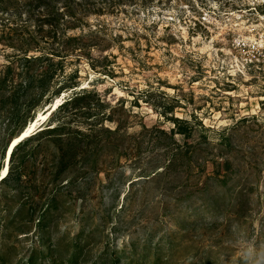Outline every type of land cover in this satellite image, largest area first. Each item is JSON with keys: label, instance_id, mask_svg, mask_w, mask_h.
<instances>
[{"label": "rangeland", "instance_id": "obj_1", "mask_svg": "<svg viewBox=\"0 0 264 264\" xmlns=\"http://www.w3.org/2000/svg\"><path fill=\"white\" fill-rule=\"evenodd\" d=\"M96 1L111 3L89 16V26L101 29L108 45L106 58L92 50L87 56L94 69L84 58L52 69L49 90L67 87L30 112L24 126L57 97L59 104L74 88L93 89L117 105L114 115L130 135L128 150L104 152L95 168L73 169L66 173L71 182L56 184L59 208L46 230L60 242L55 259L66 260L70 240L83 230L87 242L79 243L77 264H90L105 250L129 253L135 241L140 251L151 236L154 243L170 239V264H198L205 256L214 264H264V85L228 53L230 40L251 22L242 10L247 0ZM8 15L14 14L0 8V33L14 26ZM7 39L0 37V71L14 52ZM102 63L108 75L98 72ZM174 117L188 123L185 136L163 134ZM48 122L49 116L38 125ZM5 123L0 119V135ZM175 145L180 155L152 176ZM2 148L0 142V169ZM53 151L36 156L38 179L49 175L42 164L52 161ZM192 207L202 212L193 215ZM9 220L0 210V263L24 264L37 237L20 234Z\"/></svg>", "mask_w": 264, "mask_h": 264}, {"label": "trees", "instance_id": "obj_2", "mask_svg": "<svg viewBox=\"0 0 264 264\" xmlns=\"http://www.w3.org/2000/svg\"><path fill=\"white\" fill-rule=\"evenodd\" d=\"M110 6L111 3L99 5L96 0H0L1 13L12 11L14 14L7 17L14 26L8 27L5 34L0 33V37L5 35L8 38L6 46L14 50L0 71V119L6 121L0 135L2 152L24 129L26 116L39 104L49 103L51 96H58L60 89L67 87L64 83L56 91L49 90L52 69H62L64 62L72 58H84L94 69L96 65L87 56L92 50L106 58L102 52L108 45L104 43L101 29L89 26V16H97ZM21 13L26 15L23 21H19ZM98 66L99 73L109 74L106 64ZM71 87H78V84ZM116 107L115 103L104 101L93 89L74 88L50 112L49 124L39 127L13 147L7 173L0 179V210L10 215L7 224L15 225L20 234L37 237V246L28 254L24 264H77L82 255L79 243L87 242L83 230L70 240L69 255L64 262L55 259L60 242L51 239L46 231L59 208L55 188L57 183L72 181L67 172L73 169L78 172L84 166L96 167L95 157L104 152L126 154L125 143L130 135L123 121L115 117ZM106 124H112V127ZM187 127L186 121L174 117L167 133L156 132L169 138L174 134L185 136ZM52 147V161L42 164V167H49V175L44 174L38 179L35 175L36 156L43 149ZM177 148L176 145L171 148L169 161L164 167H156L152 176L164 168L169 169L174 157L180 155ZM38 181L54 185L47 188L32 184ZM176 206H182V202ZM183 206L189 210V205ZM196 208H191V214L202 212ZM153 241V236L149 237L140 251L136 241L130 245L129 253L126 249H113L109 254L107 250L102 251L90 264H170L171 259L165 254L173 248L170 239ZM151 252L152 258H149ZM198 264L214 263L205 256ZM239 264H242L240 259Z\"/></svg>", "mask_w": 264, "mask_h": 264}, {"label": "built area", "instance_id": "obj_3", "mask_svg": "<svg viewBox=\"0 0 264 264\" xmlns=\"http://www.w3.org/2000/svg\"><path fill=\"white\" fill-rule=\"evenodd\" d=\"M243 11L251 14L246 31L230 40L228 53L243 72L261 78L264 85V0H247Z\"/></svg>", "mask_w": 264, "mask_h": 264}, {"label": "bare ground", "instance_id": "obj_4", "mask_svg": "<svg viewBox=\"0 0 264 264\" xmlns=\"http://www.w3.org/2000/svg\"><path fill=\"white\" fill-rule=\"evenodd\" d=\"M58 101H59V98L57 97L45 111L37 113L35 115V117L32 120H30L29 123L21 131L23 133H22V137L19 140H18V135L13 137L12 144H11L10 148L8 149L6 156H5V150H4L3 164H2V167L0 169V174H1L0 179L3 178L7 173L8 160H9V157H10V154H11L13 147L18 143V141H21L22 139L31 135L32 133H34V131L39 129V127H40V125H38L39 121H42L49 116L50 112L53 111L58 106ZM36 127H38V128H36ZM5 158H6V162H5Z\"/></svg>", "mask_w": 264, "mask_h": 264}, {"label": "water", "instance_id": "obj_5", "mask_svg": "<svg viewBox=\"0 0 264 264\" xmlns=\"http://www.w3.org/2000/svg\"><path fill=\"white\" fill-rule=\"evenodd\" d=\"M22 133L23 132H20L19 134H18V140L22 137ZM12 141H13V139H11L10 141H9V143L7 144V146H6V148H5V156H6V154H7V151H8V149L10 148V146H11V144H12ZM19 142V141H18ZM15 144V143H14ZM13 146V145H12ZM5 162H6V158H5ZM0 176H1V174H0Z\"/></svg>", "mask_w": 264, "mask_h": 264}]
</instances>
